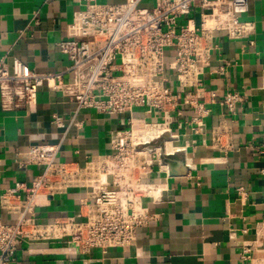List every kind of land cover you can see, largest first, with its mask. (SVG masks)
<instances>
[{
  "label": "built area",
  "instance_id": "obj_1",
  "mask_svg": "<svg viewBox=\"0 0 264 264\" xmlns=\"http://www.w3.org/2000/svg\"><path fill=\"white\" fill-rule=\"evenodd\" d=\"M247 9V0H84L68 25L69 38L58 43L69 62L68 80L61 72H36L16 58L10 65L0 59L2 111L31 109L47 83L74 100L75 113L92 108L131 115L142 108L153 119L139 130L129 120L107 152L83 164L60 160L58 144L29 145L18 165L34 166L37 174L0 195V209L9 216L0 218V264L15 262L25 242L63 241L81 254L135 245L138 228L157 221L159 206L173 202L166 179L158 177H168L170 164L163 159L178 150L171 143L173 113L181 105L189 107L186 124L205 133L206 93L212 96V91L205 88L203 75L217 47L216 34L247 38L254 28L242 19ZM242 99L239 92L228 91L220 103L234 113ZM52 120L64 126L59 116ZM68 125L81 122L72 116ZM232 145L230 125L221 120L211 127V147L226 154ZM259 150L264 153V142ZM184 177L192 180L188 170ZM71 189L84 194L77 215L36 218V207Z\"/></svg>",
  "mask_w": 264,
  "mask_h": 264
},
{
  "label": "crops",
  "instance_id": "obj_2",
  "mask_svg": "<svg viewBox=\"0 0 264 264\" xmlns=\"http://www.w3.org/2000/svg\"><path fill=\"white\" fill-rule=\"evenodd\" d=\"M124 0H98L119 3ZM242 19L253 23L247 38L233 40L216 34L210 62L205 68V133L191 130L189 107L173 113L172 155L166 179L172 203L162 204L160 218L138 228L129 250L109 248L78 253L63 241L22 243L10 264H264V0H247ZM84 0H0V59L14 58L36 72L62 73L69 64L58 43L66 40L73 13ZM198 12H195L197 19ZM36 20V21H35ZM174 86L173 78L169 82ZM243 99L234 113L221 105L225 92ZM73 99L44 84L31 109H0V195L16 181L29 182L34 166L18 161L31 144H58V158L83 164L87 157L107 152L114 138L132 121L135 129L153 119L136 109L130 114H105L95 109L76 113ZM64 123L55 126L52 116ZM80 126L68 125L70 118ZM224 120L231 126L233 145L226 154L210 146V129ZM188 170L192 177H184ZM83 191L68 190L35 208L40 221L78 214ZM0 218L9 216L0 209ZM245 249H249L247 252Z\"/></svg>",
  "mask_w": 264,
  "mask_h": 264
},
{
  "label": "water",
  "instance_id": "obj_3",
  "mask_svg": "<svg viewBox=\"0 0 264 264\" xmlns=\"http://www.w3.org/2000/svg\"><path fill=\"white\" fill-rule=\"evenodd\" d=\"M174 156L164 157L163 161L167 164H172Z\"/></svg>",
  "mask_w": 264,
  "mask_h": 264
},
{
  "label": "bare ground",
  "instance_id": "obj_4",
  "mask_svg": "<svg viewBox=\"0 0 264 264\" xmlns=\"http://www.w3.org/2000/svg\"><path fill=\"white\" fill-rule=\"evenodd\" d=\"M149 133L151 134V133H153V132L149 131ZM146 134L148 135V133H147V132H146Z\"/></svg>",
  "mask_w": 264,
  "mask_h": 264
}]
</instances>
